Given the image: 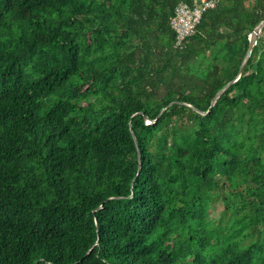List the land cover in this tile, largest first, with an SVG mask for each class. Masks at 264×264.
Returning <instances> with one entry per match:
<instances>
[{
    "label": "trees",
    "instance_id": "1",
    "mask_svg": "<svg viewBox=\"0 0 264 264\" xmlns=\"http://www.w3.org/2000/svg\"><path fill=\"white\" fill-rule=\"evenodd\" d=\"M192 2L0 0V264H264V0Z\"/></svg>",
    "mask_w": 264,
    "mask_h": 264
},
{
    "label": "built area",
    "instance_id": "2",
    "mask_svg": "<svg viewBox=\"0 0 264 264\" xmlns=\"http://www.w3.org/2000/svg\"><path fill=\"white\" fill-rule=\"evenodd\" d=\"M222 0H193L181 3L175 9L170 26L176 33V48H184L189 38L194 36L204 13L217 7Z\"/></svg>",
    "mask_w": 264,
    "mask_h": 264
},
{
    "label": "water",
    "instance_id": "3",
    "mask_svg": "<svg viewBox=\"0 0 264 264\" xmlns=\"http://www.w3.org/2000/svg\"><path fill=\"white\" fill-rule=\"evenodd\" d=\"M263 28H264V21L263 22H261L260 24H259V26L253 31V33L251 34V36H250V45H249V48H248V51H247V54H246V57H245V60H244V62H243V64L241 65V67H240V73H242V71H243V69H244V66L246 65V63L248 62V60H249V58H250V55H251V53H252V51H253V48H254V46L257 44V41H258V38H259V36L261 35V33H262V30H263ZM234 83V81H232V82H230L229 84H227L221 91H219L218 92V94L216 95V97L214 98V100H213V102H212V107L213 106H215V104H216V102H217V100L221 97V95L229 88V86L231 85V84H233ZM173 104V103H172ZM166 109V108H165ZM165 109H163L162 110V112L165 110ZM161 112V113H162ZM200 113L201 114H203V115H206L207 113H205V112H201L200 111ZM147 121H150V120H148V118H147ZM134 139H135V136H134ZM135 143H136V146L138 147V144H137V141H136V139H135ZM139 162H140V166H139V171L141 170V155H140V153H139Z\"/></svg>",
    "mask_w": 264,
    "mask_h": 264
},
{
    "label": "rangeland",
    "instance_id": "4",
    "mask_svg": "<svg viewBox=\"0 0 264 264\" xmlns=\"http://www.w3.org/2000/svg\"><path fill=\"white\" fill-rule=\"evenodd\" d=\"M220 208H221V205H218L217 207H215L214 215H218L219 214V209Z\"/></svg>",
    "mask_w": 264,
    "mask_h": 264
},
{
    "label": "bare ground",
    "instance_id": "5",
    "mask_svg": "<svg viewBox=\"0 0 264 264\" xmlns=\"http://www.w3.org/2000/svg\"><path fill=\"white\" fill-rule=\"evenodd\" d=\"M145 78V77H144ZM118 154V153H117ZM98 182V181H97ZM107 186V185H106ZM102 187V186H101ZM104 187V186H103ZM101 191V190H100ZM169 197V196H168ZM216 203V202H215Z\"/></svg>",
    "mask_w": 264,
    "mask_h": 264
}]
</instances>
